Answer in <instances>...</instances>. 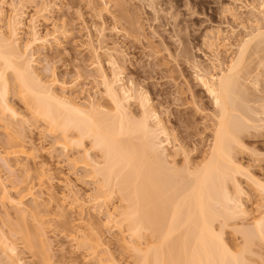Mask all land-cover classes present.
<instances>
[{
    "label": "rangeland",
    "instance_id": "1",
    "mask_svg": "<svg viewBox=\"0 0 264 264\" xmlns=\"http://www.w3.org/2000/svg\"><path fill=\"white\" fill-rule=\"evenodd\" d=\"M5 1L0 14L3 30L8 29L14 15L19 17L23 22L21 46L32 38L33 27L40 36H46L47 42L35 43L28 54H33L34 65L44 80L57 79L59 94L83 105L94 99L108 108L110 101L104 94L98 65L111 74V55L117 57V70L126 86L147 92L152 109L165 123L171 135L167 152L179 166L186 162V156L191 163L198 162L209 149L217 110L200 75L226 72L255 28L264 29V0ZM253 53L246 56L241 74L247 89V100L242 104L249 106L243 107L249 110L245 112L252 122L242 133L243 146L241 143L235 148L237 162L245 168L237 178L248 213L237 218L239 224H251L260 214L259 204L264 203L261 188L246 175L248 171L252 179L264 183V58ZM60 83H66L67 90ZM8 98L26 119H13L0 108V182L8 189L5 193L0 185V233L5 232L17 245L24 264H95L88 249L74 243L71 237L75 233L101 236L109 248L108 252L101 251L104 264L132 263L134 252L120 240L130 239L128 231L121 233L118 227L105 223L107 208L126 204L122 196L118 192L109 195L107 203L93 199L98 183L79 160L82 154L78 148L66 151L60 146L62 134L52 133L32 114L15 85ZM137 100H130L128 107L140 117ZM9 122L23 132L27 153L5 160L1 157L8 149L3 125ZM91 155L100 157L97 150H91ZM42 165L49 172L43 171ZM29 187L34 193L24 196ZM76 192L82 199L80 205L73 200ZM20 196L22 205L13 199ZM17 214H25L27 227L22 226ZM234 222L224 228V238L230 244H240L242 239L232 229ZM22 227L28 228L33 243L25 241ZM256 239L247 261L264 264V242ZM141 242L148 243L147 237ZM3 248L0 241V264H12Z\"/></svg>",
    "mask_w": 264,
    "mask_h": 264
},
{
    "label": "bare ground",
    "instance_id": "2",
    "mask_svg": "<svg viewBox=\"0 0 264 264\" xmlns=\"http://www.w3.org/2000/svg\"><path fill=\"white\" fill-rule=\"evenodd\" d=\"M5 2L0 0V14ZM22 26L23 22L14 15L5 31L0 16V108L9 112L13 119H26L8 98L15 85L32 114L47 124L52 133L62 134L59 145L66 151L78 148L82 154L79 160L98 183V192L93 199L107 203L109 195L118 192L122 196L126 204L107 208L105 223L118 227L121 233L128 231L130 239L122 237L120 240L125 248L134 252V261L129 264H244L249 258L247 253H253L256 238L264 242V203L259 204L260 214L251 224L238 223L240 216L248 213L241 199L244 190L237 178L245 173V168L237 162L235 148L241 143L243 146L242 133L251 128L249 123L252 122L249 113L245 112L249 111V106L242 104L247 100L241 80L242 67L249 52L258 53L263 60L264 29L255 28L226 72L200 75L217 110L209 149L198 162L191 163L186 156V162L179 166L167 152L171 135L165 123L152 109L147 92L126 86L117 70V57L111 55V74L98 65L110 106L104 108L94 99L83 105L70 96L59 94L55 89L59 84L57 79L44 80L37 72L33 54L30 57L28 51L37 42L46 43L47 38L40 36L33 27L32 38L23 47L20 44ZM60 87L67 90L68 85L60 83ZM134 95L141 108L140 117L129 111L130 100L136 98ZM3 127L8 149L1 157L6 160L8 156L26 154V142L20 128L13 122L5 123ZM10 129L15 130L14 133ZM91 150H97L100 157H92ZM79 160L73 158L75 163ZM41 167L49 172L44 165ZM247 172L264 195V183L252 179ZM2 186L8 193L7 187ZM31 190L29 187L24 196L32 195ZM76 193L73 200L80 205L82 199ZM13 199L22 205L23 197ZM22 214L17 215L25 226L26 217ZM231 221L234 222L233 232L242 239L240 244H230L224 238V228L231 225ZM217 222L219 226H216ZM25 227V241L31 244V235ZM4 233H0L2 252L12 264H24L17 245ZM145 237L148 243L142 245L141 240ZM148 237L152 239L148 241ZM71 238L78 246L88 249L95 264H104L101 251L108 252L109 248L98 233L93 237L75 233Z\"/></svg>",
    "mask_w": 264,
    "mask_h": 264
}]
</instances>
